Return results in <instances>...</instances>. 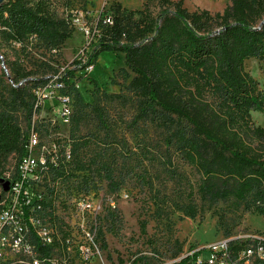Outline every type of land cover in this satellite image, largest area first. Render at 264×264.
I'll list each match as a JSON object with an SVG mask.
<instances>
[{"label": "rangeland", "instance_id": "obj_1", "mask_svg": "<svg viewBox=\"0 0 264 264\" xmlns=\"http://www.w3.org/2000/svg\"><path fill=\"white\" fill-rule=\"evenodd\" d=\"M146 2L157 13V0H48L56 15L68 22L70 38L54 48L33 37L25 40L22 47L13 43L0 45L8 61L0 63V110L10 107V86L17 85L10 80L11 62L30 72L19 82L26 92L34 93L59 73L68 80L62 93L71 96L73 112L70 125L59 129L70 139L71 163L51 174L47 182V192L53 193L49 214L59 240L44 255L57 264H131L135 260V264H170L180 253L227 233L264 232V215L257 211L202 197L198 192L200 174L168 141L169 132L163 125L150 120L132 123L138 94L130 84L135 73L127 65L123 51L102 50L92 71L80 68L74 76L69 75L73 69L70 62L85 43L84 25H96L100 12L112 4L120 3L123 9L131 10L142 8ZM229 3L230 0H184L191 11L206 8L212 13L222 11ZM98 27L100 31V22ZM97 42L98 37L92 39L89 49ZM245 68L264 90L263 63L249 58ZM74 80L77 82L72 86ZM55 102L52 98L45 101L47 105ZM14 114L25 127L24 106L18 104ZM252 117L264 125V112L255 111ZM17 162L15 155L8 158L7 176L16 173ZM106 169L120 183L117 191H111L104 176ZM84 194L92 197L95 207L92 239L72 226L74 200ZM109 212L114 213L113 219ZM99 229L104 232L106 247H102ZM16 259L9 264H20L13 262Z\"/></svg>", "mask_w": 264, "mask_h": 264}, {"label": "trees", "instance_id": "obj_2", "mask_svg": "<svg viewBox=\"0 0 264 264\" xmlns=\"http://www.w3.org/2000/svg\"><path fill=\"white\" fill-rule=\"evenodd\" d=\"M157 1V13L150 2L139 9L125 10L116 3L102 10L98 42L85 62L75 56L68 73L74 76L95 64L102 50L123 51L135 73L130 84L138 94L132 123L150 120L165 127L168 141L200 174L202 197L264 215V125L252 117L255 111L264 112V90L245 68L249 58L264 65V0H230L214 13L206 8L191 11L184 0ZM107 17L112 24L104 22ZM67 24L48 0H4L0 45L22 47L33 37L58 47L72 36ZM4 58L0 52V63H8ZM11 70L10 80L17 85L10 86V107L0 110V178H6L8 158L19 160L24 153L34 104V94L19 84L30 72L17 62H11ZM18 104L26 111L25 127L14 114ZM104 176L111 191L120 188L110 169ZM109 216L115 217L113 212ZM98 234L106 247L102 229ZM52 248L40 246L42 254Z\"/></svg>", "mask_w": 264, "mask_h": 264}, {"label": "built area", "instance_id": "obj_3", "mask_svg": "<svg viewBox=\"0 0 264 264\" xmlns=\"http://www.w3.org/2000/svg\"><path fill=\"white\" fill-rule=\"evenodd\" d=\"M104 22L112 24L113 21L107 17ZM82 31L85 43L75 56L85 62L92 39L99 36L98 23L93 27L84 25ZM93 68L94 64H90L84 69L92 71ZM64 77V73L52 75L33 93L24 153L17 162L16 173L6 175L8 189L0 193V264H9L17 256L13 262L20 264H57L42 254L40 246L55 247L59 240L49 214L53 193L47 192V182L51 174L68 168L72 158L70 139L59 129L70 125L73 112L71 96L62 93L66 85ZM48 98L56 102L47 105ZM73 207L76 211L73 228L85 231L92 239L90 229L95 218L92 197L84 194L76 198ZM180 261L183 264H264V232L243 230L222 235L180 253L170 264Z\"/></svg>", "mask_w": 264, "mask_h": 264}, {"label": "water", "instance_id": "obj_4", "mask_svg": "<svg viewBox=\"0 0 264 264\" xmlns=\"http://www.w3.org/2000/svg\"><path fill=\"white\" fill-rule=\"evenodd\" d=\"M4 0H0V4L3 2ZM2 65H4V62H2ZM0 185H2V189L3 190H7L9 187V180L5 179V177H1L0 178ZM1 196V194H0Z\"/></svg>", "mask_w": 264, "mask_h": 264}]
</instances>
